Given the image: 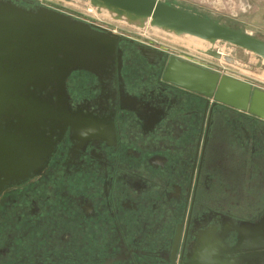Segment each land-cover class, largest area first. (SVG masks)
Listing matches in <instances>:
<instances>
[{"label":"flooded vegetation","instance_id":"flooded-vegetation-1","mask_svg":"<svg viewBox=\"0 0 264 264\" xmlns=\"http://www.w3.org/2000/svg\"><path fill=\"white\" fill-rule=\"evenodd\" d=\"M156 1L264 41V0ZM148 48L146 59L122 41L108 75L69 76L83 128L68 127L41 173L0 195V264H187L198 241L226 232L225 260L228 228L263 218L264 122L164 83L170 56Z\"/></svg>","mask_w":264,"mask_h":264},{"label":"water","instance_id":"water-1","mask_svg":"<svg viewBox=\"0 0 264 264\" xmlns=\"http://www.w3.org/2000/svg\"><path fill=\"white\" fill-rule=\"evenodd\" d=\"M84 1L101 16L168 41L201 40L208 48L196 51L231 66L247 69L209 49L221 42L264 62V41L156 0ZM122 41L131 42L38 3L27 8L0 0V195L40 174L68 127L83 128L82 121L70 117L67 79L78 71L108 75L109 64L120 60ZM138 51L146 59L153 56L143 45ZM161 79L264 122V90L248 82L172 56L164 63ZM228 232L237 234L228 250L232 257L222 260L216 250L225 245V232L212 242L198 241L187 264H264V216L257 223L232 225Z\"/></svg>","mask_w":264,"mask_h":264},{"label":"rangeland","instance_id":"rangeland-1","mask_svg":"<svg viewBox=\"0 0 264 264\" xmlns=\"http://www.w3.org/2000/svg\"><path fill=\"white\" fill-rule=\"evenodd\" d=\"M31 1L86 24L93 23L109 29L139 45L159 49L166 52L169 56L191 62L207 70L217 72L220 75H227L248 82L253 87L264 90V62L254 55L231 45L218 42L212 46L211 50L212 52L219 53L221 56L234 59L239 64L247 67V69L231 66L221 60H216L207 55L193 51L184 45H179L175 42L151 35L146 30H140L126 24L112 21L107 17L100 16L95 8L93 9V13H89L87 12L88 9L84 7V0H79V2L72 0Z\"/></svg>","mask_w":264,"mask_h":264},{"label":"bare ground","instance_id":"bare-ground-1","mask_svg":"<svg viewBox=\"0 0 264 264\" xmlns=\"http://www.w3.org/2000/svg\"><path fill=\"white\" fill-rule=\"evenodd\" d=\"M194 39L195 38H183V39H178V38H176V37H173V42H175V43H177V42H180V43H177V44H179V45H188V47L190 48V49H196V50H205V49H207L208 47H207V45L203 42V47H195L194 45H193V42H194Z\"/></svg>","mask_w":264,"mask_h":264},{"label":"built area","instance_id":"built-area-1","mask_svg":"<svg viewBox=\"0 0 264 264\" xmlns=\"http://www.w3.org/2000/svg\"><path fill=\"white\" fill-rule=\"evenodd\" d=\"M72 1H75V2H79V0H72ZM85 2V1H84ZM84 7H86L88 10H87V12H89V13H93V7H91L90 5H88L86 2H85V6ZM46 8V7H45ZM50 9V8H49ZM54 11V10H53ZM101 16V15H100ZM89 24H91V25H95V26H98V27H100V28H102V29H105V30H108V31H111V30H109V29H106V28H103V27H101V26H99V25H96V24H93V23H89ZM112 33H115L116 34V32H113V31H111ZM119 35V34H118ZM121 36V35H120Z\"/></svg>","mask_w":264,"mask_h":264},{"label":"crops","instance_id":"crops-1","mask_svg":"<svg viewBox=\"0 0 264 264\" xmlns=\"http://www.w3.org/2000/svg\"><path fill=\"white\" fill-rule=\"evenodd\" d=\"M263 5L258 6V15H263L264 14V3Z\"/></svg>","mask_w":264,"mask_h":264}]
</instances>
